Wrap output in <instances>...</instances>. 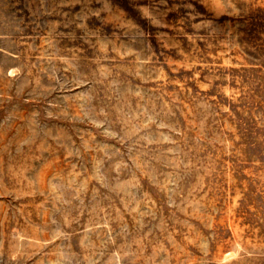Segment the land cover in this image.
<instances>
[{
    "label": "rangeland",
    "instance_id": "1",
    "mask_svg": "<svg viewBox=\"0 0 264 264\" xmlns=\"http://www.w3.org/2000/svg\"><path fill=\"white\" fill-rule=\"evenodd\" d=\"M0 264H264V0H0Z\"/></svg>",
    "mask_w": 264,
    "mask_h": 264
}]
</instances>
